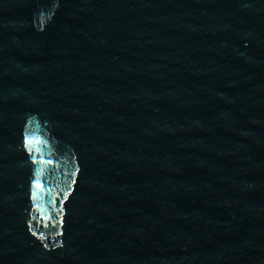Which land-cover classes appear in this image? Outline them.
<instances>
[{
  "label": "water",
  "instance_id": "95a60500",
  "mask_svg": "<svg viewBox=\"0 0 264 264\" xmlns=\"http://www.w3.org/2000/svg\"><path fill=\"white\" fill-rule=\"evenodd\" d=\"M0 264H264V0H0Z\"/></svg>",
  "mask_w": 264,
  "mask_h": 264
}]
</instances>
